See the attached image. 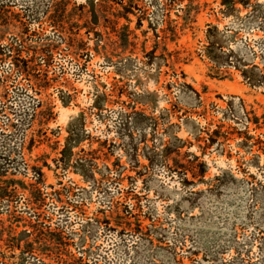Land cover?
I'll return each instance as SVG.
<instances>
[{
  "label": "rangeland",
  "instance_id": "rangeland-1",
  "mask_svg": "<svg viewBox=\"0 0 264 264\" xmlns=\"http://www.w3.org/2000/svg\"><path fill=\"white\" fill-rule=\"evenodd\" d=\"M71 1L59 26L53 0H0V48L31 69L0 62V146L15 160L0 228L35 219L41 168L38 212L66 244L23 264H264V80L240 71L264 74V25L250 16L264 0H134L130 13ZM134 113L146 119L126 130ZM19 257L0 242V264Z\"/></svg>",
  "mask_w": 264,
  "mask_h": 264
},
{
  "label": "trees",
  "instance_id": "trees-1",
  "mask_svg": "<svg viewBox=\"0 0 264 264\" xmlns=\"http://www.w3.org/2000/svg\"><path fill=\"white\" fill-rule=\"evenodd\" d=\"M116 0H100L97 2V7L101 9H109L108 8V3H112ZM121 3H117L119 6H121L125 13H130L132 8L136 7V4L134 0H128V5L124 3V0H120ZM123 1V2H122ZM89 3L94 6L93 1H89ZM245 6L248 4V2H242ZM72 1L71 0H53L51 4V9L52 11V17H53V22L55 23L54 25H59L63 26L64 24V18L66 17L65 15L67 14V10L69 6H71ZM121 4V5H120ZM2 5V4H0ZM106 5V6H104ZM76 8V7H75ZM78 9H85L84 5H80L77 7ZM2 11V10H0ZM254 20L257 19L260 21L262 25H264V5L263 4H258L255 6L253 9L251 15H250ZM63 23V24H61ZM1 25H8V22H5V24ZM66 33V32H65ZM73 34V35H72ZM71 35L73 37L78 36L76 33H72ZM71 36V38H73ZM60 40L64 39V36L59 37ZM74 39V38H73ZM78 39V38H77ZM76 39V40H77ZM75 40V39H74ZM22 51H19L14 53L17 56L15 57L13 54V51L10 49L5 48H0V62H4L5 59L13 57V59L16 61L14 63V67L18 68L17 73H27L30 74V66L28 65V62L25 60H22ZM30 61V60H29ZM22 63V65H21ZM241 66H237L236 69H239ZM240 70V69H239ZM257 70V71H256ZM242 72V76L248 80L249 82L252 81L254 83H259L264 80V74L261 73V71H258V68L255 67L253 69H244L241 68L240 70ZM8 82V77L0 76V115L3 114L7 109L5 108L4 101L7 100L6 96L8 95L7 93L3 92V88H5L6 83ZM8 98V96H7ZM97 106H102L103 101L100 100L96 104ZM7 118L8 122H12L13 119H11L10 116H5ZM35 117V116H34ZM140 118L146 119L145 115H142L140 113H134L131 116L128 115V118L126 122L122 123V126L128 130L129 126H135L138 127L142 125V122L139 120ZM11 127H15V125L11 124ZM4 135V134H3ZM80 142L77 140L73 139H68L65 149L62 151V154L64 156H68V159H71V156L73 155V149L78 147ZM14 152H21L20 149L21 147L14 148ZM5 151V152H3ZM12 150L8 149L6 147L2 148L0 146V179L6 178L9 170L12 169V167L15 166V160L11 159V154ZM9 153V154H7ZM3 160V161H2ZM94 161L93 160H77L76 161V171L85 178V180L90 181L89 179H93V182L96 183L97 179L94 174L93 168H91L90 165H92ZM35 173H36V182L29 188L30 192V198L32 202V216L35 217V219L31 222H25L23 227H25L24 230H21L18 232L17 230L15 231L13 226H9V233L6 232L7 228L3 226V228H0V242L9 248H12L14 251H19L20 252V263L23 264L24 262L28 261V257H32L34 259H38L37 253L40 255H44L45 257H49L54 254V251L58 252L63 251L61 250V247L65 244L64 238L60 233L57 232H52L50 231L49 226H47L46 221L42 222V216L41 213L38 212V210L42 209L45 205V199L44 195L45 193L43 192L44 189L42 187L45 186V181H44V174L42 172L41 168H35ZM2 181V180H1ZM11 185L5 181V184L2 182L0 183V200L1 201V206H0V216L4 214H10V201H8L6 198L11 197V192H13L11 189ZM126 214L130 216V218L134 217L132 215V212L129 210H126ZM124 218V217H123ZM122 218V219H123ZM36 220V221H35ZM124 223H130L129 219L124 218ZM97 224L100 226L101 222L99 220H96ZM5 224V222H3ZM20 227V226H18ZM88 236H85L83 239H81V243H85L87 240ZM61 256V255H60ZM43 262L42 260H38ZM77 263H82V260H74Z\"/></svg>",
  "mask_w": 264,
  "mask_h": 264
}]
</instances>
